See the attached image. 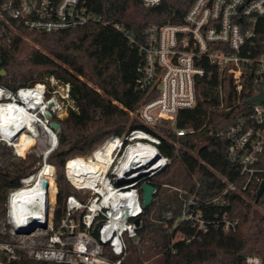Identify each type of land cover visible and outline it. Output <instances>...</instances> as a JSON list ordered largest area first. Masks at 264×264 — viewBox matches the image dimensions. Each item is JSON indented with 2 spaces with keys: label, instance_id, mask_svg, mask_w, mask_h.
Listing matches in <instances>:
<instances>
[{
  "label": "built area",
  "instance_id": "obj_1",
  "mask_svg": "<svg viewBox=\"0 0 264 264\" xmlns=\"http://www.w3.org/2000/svg\"><path fill=\"white\" fill-rule=\"evenodd\" d=\"M160 1L142 0L146 6ZM90 22L110 23L90 8L88 0H0V42L10 43L19 26L54 32ZM116 28L143 55L137 87L146 99L131 113L144 127L110 136L91 155L67 161L66 176L81 197L66 198L58 226L54 223L56 200L52 205L50 198L41 217L45 223L34 226L14 220L11 196L34 182L39 172L22 177L24 186L10 193L6 220L0 222V256H4L0 264H9L21 253L33 260L64 264H124L127 239L137 238L136 220L144 212L140 186L170 163L160 149L157 128L168 126L178 135L193 132L177 127L178 114L195 107L197 86L208 73L217 74L221 105L231 97L226 110L236 109L228 125L210 129L206 136L228 142V160L238 175L235 181L222 178L227 184L215 186L203 198L171 186L182 203L175 226L185 225L176 229L173 242L201 240L212 228L235 230L238 220L222 209L227 194L253 192L252 184L259 188L264 181V101L248 102L264 90V0H192L181 22L152 23L139 36L120 24ZM69 100V82L54 77L49 83L37 81L17 89L0 84V142L25 157L32 146L20 155L16 145L19 132H25L35 138V144L55 138L53 150L59 128L53 129L51 121L54 116L61 118L62 104ZM47 110L52 116L46 115ZM77 158L97 163L87 165L78 184L68 170L69 162ZM157 193L155 187L154 198ZM173 216V208L165 212L166 218ZM245 264H264V260L248 254Z\"/></svg>",
  "mask_w": 264,
  "mask_h": 264
},
{
  "label": "trees",
  "instance_id": "obj_2",
  "mask_svg": "<svg viewBox=\"0 0 264 264\" xmlns=\"http://www.w3.org/2000/svg\"><path fill=\"white\" fill-rule=\"evenodd\" d=\"M191 2L161 0L157 5L146 6L142 0H88L90 8L110 21L109 24L90 22L54 32L19 26L12 33L10 43L0 42V84L17 89L37 81L49 83V78L54 77L70 85L75 105L64 118L53 117L59 122L58 144L45 159L58 169L56 226L64 215L66 198L78 195L66 176L67 161L75 156L91 155L110 136L144 127L131 113L146 99V93L137 87L143 55L116 24L139 36L149 24L183 21ZM2 69L6 74L1 73ZM218 85L216 73L206 74L197 86L195 107L179 112L177 127L193 132L178 135L168 126L157 128V134L162 137L160 149L170 163L151 178L158 193L140 217L139 242L127 239L126 258L130 261L125 259L124 264H155L157 261L158 264H245L248 254H258L264 260V194L257 201L258 184L255 183L251 186L253 192L244 195L229 192L226 196L227 205L222 209L230 218L238 220L235 230L212 228L201 240L191 243L172 240L176 229L185 227L175 226L182 203L173 189L162 184L181 186L203 198L211 194L215 186L221 188L227 184L222 178L235 181L238 175V170L228 160V142L222 137L206 136L210 129L228 125L236 109L226 110L232 103L231 97L221 105ZM35 142L32 135L22 134L18 141L21 155ZM40 162L41 156L27 154L11 169L0 166V220L7 216L10 193L24 186L22 177L39 171ZM79 164L73 170L82 166ZM53 176L52 165L49 178L54 182ZM242 183L240 181L239 185ZM170 208L174 216L168 219L165 212ZM9 264L64 263L37 261L21 253Z\"/></svg>",
  "mask_w": 264,
  "mask_h": 264
},
{
  "label": "bare ground",
  "instance_id": "obj_3",
  "mask_svg": "<svg viewBox=\"0 0 264 264\" xmlns=\"http://www.w3.org/2000/svg\"><path fill=\"white\" fill-rule=\"evenodd\" d=\"M12 112V110H10ZM25 132H19V137L24 134ZM19 137L16 140V145L18 146ZM55 138L51 137L49 141V148L45 149L44 153H46L53 145ZM80 160V158L74 159ZM73 160V161H74ZM72 162V161H71ZM70 163V162H69ZM82 165L77 170H72L68 164V170L72 179L76 184L79 183L80 177H83V172L86 170L85 168L88 166L96 167L97 163L91 160H84L80 161ZM47 165V164H46ZM88 165V166H87ZM40 170V173L35 177L34 182H32L29 186L18 190L14 195L11 196L13 198L11 200V208H12V215L14 220L26 221L30 220L31 218L35 217H43L45 212V207L47 205V198L48 195V188L42 186V180L45 179L43 177V168ZM84 170V171H83ZM85 177V176H84Z\"/></svg>",
  "mask_w": 264,
  "mask_h": 264
},
{
  "label": "rangeland",
  "instance_id": "obj_4",
  "mask_svg": "<svg viewBox=\"0 0 264 264\" xmlns=\"http://www.w3.org/2000/svg\"><path fill=\"white\" fill-rule=\"evenodd\" d=\"M74 102L73 100H69L64 102V104H62V109L60 110V117L64 118L65 116H67L68 112H69V108L74 107ZM136 116V115H133ZM49 148V141L48 139L45 140L44 142H38L36 144L33 145L32 148L29 149V151L26 153L27 154H31V155H35L37 157L41 156V167L39 169V171L42 169V167L45 165V167L43 168V177L48 181L49 183V189H48V198L51 199V204L54 205V200L57 196V191H58V186H57V182L55 181L56 179V175H57V167L56 165H54L52 162H46V158L44 156V151L45 149ZM19 150V148H18ZM20 155L21 152L19 151ZM25 156V157H26ZM24 156H18L13 152V148L11 146H8L6 144H3L0 142V166L5 168V169H11L14 165H18L21 162V159L25 158ZM76 157V156H75ZM73 158V157H72ZM71 159V158H70ZM80 161L82 162V159L80 160H74L72 162L69 163L70 168L73 170L77 164L80 163ZM50 163V164H49ZM54 166V182L50 180L49 176L51 175V170H52V165ZM38 165V163L36 164V166ZM38 171V172H39ZM66 171V170H65ZM37 172V173H38ZM56 182V183H55ZM55 183V184H54ZM169 187V186H168ZM170 190H172V187H169ZM53 195V197H52ZM78 195L81 197V194L78 193ZM6 220V216L2 217L0 222H4ZM134 241L136 243L139 242L138 238H135ZM1 259L4 258L3 254L0 256ZM126 261H130V258H126ZM155 264H158L157 262H154Z\"/></svg>",
  "mask_w": 264,
  "mask_h": 264
},
{
  "label": "water",
  "instance_id": "obj_5",
  "mask_svg": "<svg viewBox=\"0 0 264 264\" xmlns=\"http://www.w3.org/2000/svg\"><path fill=\"white\" fill-rule=\"evenodd\" d=\"M2 74H6V71L4 69L1 70ZM264 101V90L262 92H260L258 95L250 98L248 100V102H253V103H260ZM52 105V104H51ZM47 116H52V112H50V110H47L46 112ZM51 127L55 130H57L59 128V122L56 120H52L51 121ZM52 149H49L46 153H44V156L47 157L48 154L51 152ZM40 173V171H39ZM42 186L45 188L49 187V183L46 179L42 180ZM140 189L142 191V206L143 208H148L150 206V204L153 203L154 201V195H155V186L154 184H151V182H143L140 186ZM264 194V181L261 183V185L259 186L258 190H257V201L262 197V195ZM141 219L137 218L136 220V224L139 225V221ZM34 223V226H38L41 223H45L46 219H42L39 217H35V218H31L30 220H27L26 223Z\"/></svg>",
  "mask_w": 264,
  "mask_h": 264
},
{
  "label": "crops",
  "instance_id": "obj_6",
  "mask_svg": "<svg viewBox=\"0 0 264 264\" xmlns=\"http://www.w3.org/2000/svg\"><path fill=\"white\" fill-rule=\"evenodd\" d=\"M55 200H56V198H55ZM55 200H54V201H55Z\"/></svg>",
  "mask_w": 264,
  "mask_h": 264
}]
</instances>
